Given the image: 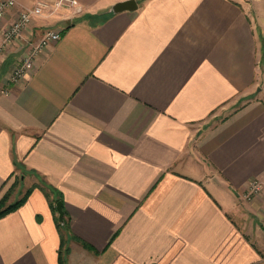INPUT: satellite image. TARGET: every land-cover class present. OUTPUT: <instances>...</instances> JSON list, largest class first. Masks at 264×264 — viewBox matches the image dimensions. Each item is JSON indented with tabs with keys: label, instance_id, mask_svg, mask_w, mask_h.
I'll return each mask as SVG.
<instances>
[{
	"label": "crops",
	"instance_id": "crops-1",
	"mask_svg": "<svg viewBox=\"0 0 264 264\" xmlns=\"http://www.w3.org/2000/svg\"><path fill=\"white\" fill-rule=\"evenodd\" d=\"M15 1L5 22L38 0ZM118 1L47 8L0 59V201L33 187L0 216V264H61L45 183L67 264H264V199L241 195L264 180V0Z\"/></svg>",
	"mask_w": 264,
	"mask_h": 264
},
{
	"label": "built area",
	"instance_id": "built-area-1",
	"mask_svg": "<svg viewBox=\"0 0 264 264\" xmlns=\"http://www.w3.org/2000/svg\"><path fill=\"white\" fill-rule=\"evenodd\" d=\"M76 0H58L56 6H72L76 4ZM49 5L42 0H39L32 7L19 8L15 15L16 17L9 21L8 25L2 27L1 20L6 18L7 14L16 7L15 0H0V59L7 51V49L17 40L23 37L24 30L31 22L34 16L43 14L45 7ZM61 37V32L58 30H47L37 42L31 41L29 53L18 60H16L10 72L9 79L17 82L26 77L32 69L35 57L52 41H57ZM5 91V90H4ZM246 200H252L255 197L264 199V181L260 178H254L249 185L241 193ZM264 225V218H263Z\"/></svg>",
	"mask_w": 264,
	"mask_h": 264
},
{
	"label": "trees",
	"instance_id": "trees-1",
	"mask_svg": "<svg viewBox=\"0 0 264 264\" xmlns=\"http://www.w3.org/2000/svg\"><path fill=\"white\" fill-rule=\"evenodd\" d=\"M45 190H47L48 194L51 195L50 193H55L56 194V198H54L51 202H52V206L53 208L56 210V203L58 200H62L63 204H64V199L63 196L61 194V192H59L55 187L51 186L48 183H45ZM33 187H30L26 190V192L21 196V198L17 199L15 202L12 203H6V199L7 198H3L0 201V216L14 210L15 208H17L20 204H22L24 202V200L28 197L29 193L31 192ZM10 196V192L8 191L7 193H5V195L3 197H9ZM66 212V211H65ZM58 223V227H59V231L61 233V247H60V251H59V258H60V263L61 264H67L66 263V259L64 258V253L66 252L67 247V241H68V236L71 232V223H70V216L66 213L65 214V221L64 223H62L60 220H57Z\"/></svg>",
	"mask_w": 264,
	"mask_h": 264
},
{
	"label": "rangeland",
	"instance_id": "rangeland-1",
	"mask_svg": "<svg viewBox=\"0 0 264 264\" xmlns=\"http://www.w3.org/2000/svg\"><path fill=\"white\" fill-rule=\"evenodd\" d=\"M39 1V0H38ZM37 1V2H38ZM42 1H45L49 6L48 7H45L44 8V10H43V14H44V11H45V9H51L52 11L53 10H57L60 14H62V15H67V16H75V15H78V14H80V13H82L83 11H84V8H83V6H82V4L79 2V0H76L77 1V3L76 4H73L72 6H67V5H64V6H61V5H59V7H57L56 6V2L58 1V0H56V1H54L53 3H51V2H49V1H46V0H42ZM36 2V3H37ZM35 3V4H36ZM51 5H53V6H51ZM34 6V5H33ZM54 7H55V9H54ZM14 9V8H13ZM16 13V12H15ZM9 14V13H8ZM42 15V14H41ZM36 16H39V15H36ZM16 17V15L14 14L13 15V18H15ZM35 17V16H34ZM5 19V18H4ZM4 19L3 20H1V26L2 27H4V26H6V25H8V23H9V21H10V19L8 20V21H4ZM12 20V19H11ZM25 31V30H24ZM255 178H260V179H262L261 177H255ZM254 179V178H253ZM253 179H251V180H253ZM250 180V181H251ZM263 180V179H262ZM250 181L248 182V185H249V183H250ZM264 181V180H263ZM18 182H19V180L17 181V184H16V186H15V188L18 186Z\"/></svg>",
	"mask_w": 264,
	"mask_h": 264
},
{
	"label": "water",
	"instance_id": "water-1",
	"mask_svg": "<svg viewBox=\"0 0 264 264\" xmlns=\"http://www.w3.org/2000/svg\"><path fill=\"white\" fill-rule=\"evenodd\" d=\"M137 8H138L137 0H121V1L116 2L113 5L112 10L114 12H121V11H124V10H135ZM56 208H57V211H58L59 220L62 223H64L66 212H65L62 200H58L57 201Z\"/></svg>",
	"mask_w": 264,
	"mask_h": 264
}]
</instances>
